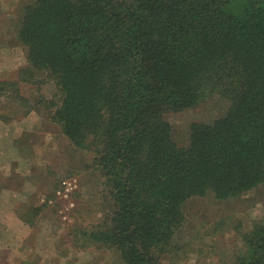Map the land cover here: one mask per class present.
I'll return each mask as SVG.
<instances>
[{"label":"trees","instance_id":"16d2710c","mask_svg":"<svg viewBox=\"0 0 264 264\" xmlns=\"http://www.w3.org/2000/svg\"><path fill=\"white\" fill-rule=\"evenodd\" d=\"M22 6L21 80L54 81V95L37 103L76 147L94 153L104 178L103 216L74 227L76 248L108 249L111 264L174 262L188 246L180 235L189 199L229 200L264 185V0ZM12 88L18 81L0 74V99ZM216 96L229 102L225 112L191 123L180 143L168 112ZM239 236L235 254L218 264H264V218Z\"/></svg>","mask_w":264,"mask_h":264},{"label":"rangeland","instance_id":"374dc122","mask_svg":"<svg viewBox=\"0 0 264 264\" xmlns=\"http://www.w3.org/2000/svg\"><path fill=\"white\" fill-rule=\"evenodd\" d=\"M23 1L30 0H0V74L18 81V89L0 99V264H22L26 259L35 264L114 263L108 249H78L73 244L74 227L97 223L103 216L104 178L94 153L76 147L37 103L40 95H54V81L46 74L39 75L44 82L38 86L21 80L20 71L28 66L26 48L17 36ZM228 104L216 96L168 112L175 138L186 144L191 123L212 122ZM29 107L33 109L27 113ZM185 210L180 237L188 246L174 262L167 255L165 264H218L224 255L229 261L240 244L239 231L264 218V185L229 200L196 196L186 202Z\"/></svg>","mask_w":264,"mask_h":264}]
</instances>
